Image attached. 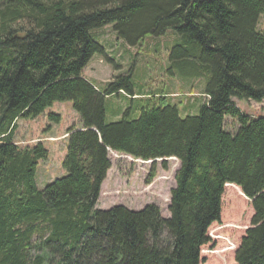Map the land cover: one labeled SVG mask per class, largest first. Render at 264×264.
<instances>
[{"label": "trees", "instance_id": "1", "mask_svg": "<svg viewBox=\"0 0 264 264\" xmlns=\"http://www.w3.org/2000/svg\"><path fill=\"white\" fill-rule=\"evenodd\" d=\"M263 15L264 0H0V264H201L226 186L254 211L236 264H264V117L236 106L264 103ZM110 25L130 47L169 31L180 37L171 67L206 78L198 115L182 118L164 91L136 93L132 71L105 90L84 77L104 55L91 32ZM121 94L129 105L108 123L106 100ZM56 102H72L81 127L67 133L66 175L39 190L48 151L13 136L19 119ZM114 152L179 161L169 219L155 205L96 209Z\"/></svg>", "mask_w": 264, "mask_h": 264}, {"label": "rangeland", "instance_id": "2", "mask_svg": "<svg viewBox=\"0 0 264 264\" xmlns=\"http://www.w3.org/2000/svg\"><path fill=\"white\" fill-rule=\"evenodd\" d=\"M258 30L264 32V15L259 19ZM91 36L104 47V55L96 54L92 58L84 70V77L99 89L105 90L114 77L132 71L136 93L158 94L164 91L169 93L171 103L177 107L182 118L198 115L199 102L207 100L202 96L206 78H185L171 67L170 53L180 44V37L174 31L161 37H146L134 47L118 40L112 25L93 30ZM128 105L124 94L108 98L107 122H118ZM236 106L250 117H264V103L236 101ZM54 115L60 117L59 122L50 119ZM80 127L81 119L72 102H56L36 119L21 118L17 121L13 136L15 144L24 148L41 143L48 151V157L39 161L36 170L35 181L39 190H44L66 175L63 162L68 150L67 133L69 129ZM238 128L236 120L226 117L227 132L235 134ZM109 158L111 168L102 185L96 209L110 210L123 206L139 212L149 205H155L163 218L169 219L171 193L176 187L179 161L167 159L165 169V160L144 162L116 152L109 153ZM153 169L156 176L148 183ZM253 216L251 200L226 186L221 220L208 231L210 243L202 247L201 264H236V252L246 231L251 228ZM210 234L217 236L215 242Z\"/></svg>", "mask_w": 264, "mask_h": 264}, {"label": "built area", "instance_id": "3", "mask_svg": "<svg viewBox=\"0 0 264 264\" xmlns=\"http://www.w3.org/2000/svg\"><path fill=\"white\" fill-rule=\"evenodd\" d=\"M210 236H211V238H213V239L217 237V236L214 235V234H211Z\"/></svg>", "mask_w": 264, "mask_h": 264}, {"label": "clouds", "instance_id": "4", "mask_svg": "<svg viewBox=\"0 0 264 264\" xmlns=\"http://www.w3.org/2000/svg\"><path fill=\"white\" fill-rule=\"evenodd\" d=\"M210 235H211V234H210ZM210 238H211V236H210ZM211 239H212V240H214V242H215V240H217V237H216V238H214V239H213V238H211Z\"/></svg>", "mask_w": 264, "mask_h": 264}, {"label": "water", "instance_id": "5", "mask_svg": "<svg viewBox=\"0 0 264 264\" xmlns=\"http://www.w3.org/2000/svg\"><path fill=\"white\" fill-rule=\"evenodd\" d=\"M108 151H109V152H111V150H110V149H108ZM158 161H159V160H158ZM165 161H166V160H165ZM152 162H153V161H152Z\"/></svg>", "mask_w": 264, "mask_h": 264}, {"label": "crops", "instance_id": "6", "mask_svg": "<svg viewBox=\"0 0 264 264\" xmlns=\"http://www.w3.org/2000/svg\"><path fill=\"white\" fill-rule=\"evenodd\" d=\"M91 81V80H90ZM263 104V103H262ZM262 104H260V105H262Z\"/></svg>", "mask_w": 264, "mask_h": 264}]
</instances>
